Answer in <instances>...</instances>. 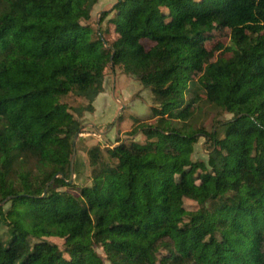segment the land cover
<instances>
[{
    "label": "trees",
    "instance_id": "obj_1",
    "mask_svg": "<svg viewBox=\"0 0 264 264\" xmlns=\"http://www.w3.org/2000/svg\"><path fill=\"white\" fill-rule=\"evenodd\" d=\"M97 4L0 0V264H264V0H116L95 25ZM112 64L157 120L68 184Z\"/></svg>",
    "mask_w": 264,
    "mask_h": 264
},
{
    "label": "rangeland",
    "instance_id": "obj_2",
    "mask_svg": "<svg viewBox=\"0 0 264 264\" xmlns=\"http://www.w3.org/2000/svg\"><path fill=\"white\" fill-rule=\"evenodd\" d=\"M116 0H98L97 6L93 10V22L102 20L103 12L109 11ZM108 20V19H107ZM104 21L103 28L106 27V21ZM110 41L116 38L115 28L110 26V34L107 37ZM229 39H225L224 43H228ZM105 91L101 94L95 102L96 112L94 114L87 113L81 120V135L79 136L76 144L77 154L85 161L87 160V149L97 144L105 145L106 143L116 144L118 137L125 138L128 136V132L132 129L131 116L139 117L147 120L152 119V123L157 120V106L152 99V93L144 89L141 83L133 79L130 76H126L120 73L118 70L111 69L107 73L104 83ZM115 97L118 99L116 100ZM120 102L125 104L124 110L121 112L125 115V122L119 124L118 112L121 109ZM232 118L230 114H220L215 111L210 112V116L204 122L207 129H211L215 119L229 120ZM95 125L99 131L105 132V136L97 133L94 130ZM132 141L142 143L143 137L137 134L133 137ZM210 154V144L206 139L200 138L198 144L195 146L196 160L208 161ZM76 163V162H75ZM84 175L78 180L80 184H84L89 170L83 172ZM6 235V232H2ZM54 242L60 244L58 239H54ZM98 252L104 256L101 249Z\"/></svg>",
    "mask_w": 264,
    "mask_h": 264
},
{
    "label": "water",
    "instance_id": "obj_3",
    "mask_svg": "<svg viewBox=\"0 0 264 264\" xmlns=\"http://www.w3.org/2000/svg\"><path fill=\"white\" fill-rule=\"evenodd\" d=\"M107 48L110 47L109 44H105ZM111 60L113 61V57H111ZM112 69L114 71V67H113V64H112ZM116 100H118L116 97H115ZM120 105H121V109L119 110L118 112V117L121 115V112L124 110L125 108V104L123 102H120ZM94 127V130L105 136V132H101L98 130V128L93 125ZM81 135V129L75 134L74 136V139H73V154H72V158H71V165H70V178L69 180L67 181L68 184H72L74 179H75V162H76V156H77V149H76V144H77V140L79 138V136ZM58 178H61V179H65V176L62 174V173H58L57 175H55L53 177V179L50 181V183L47 185V187L45 188V193L43 194V197H45L48 193V190L49 188L55 183V181L58 179ZM7 201V200H6ZM5 202L3 203H0L1 205H3Z\"/></svg>",
    "mask_w": 264,
    "mask_h": 264
}]
</instances>
